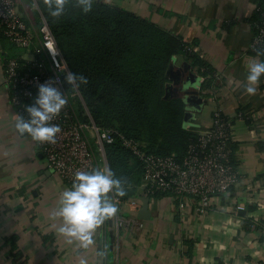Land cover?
I'll use <instances>...</instances> for the list:
<instances>
[{"label": "crops", "instance_id": "obj_1", "mask_svg": "<svg viewBox=\"0 0 264 264\" xmlns=\"http://www.w3.org/2000/svg\"><path fill=\"white\" fill-rule=\"evenodd\" d=\"M100 1L177 36L209 67V74L199 73L193 58L172 55L165 90L184 100L183 123L191 122L193 132L207 128L217 108L233 119L231 157L240 179L228 193L214 195L202 210L191 196L143 197L136 213L118 209L97 226L88 247L70 243L56 230L59 220L50 216L67 187L53 174L34 139L14 128L17 113L3 75V51L14 47L0 32V264H80L81 258L87 264H264V76L255 94L244 88L248 62L260 59L249 50L253 31L248 18L254 4ZM16 2L27 21L36 25L31 10L42 14L36 0ZM189 77L200 81L203 93ZM239 108L249 110L253 121L236 119ZM135 188L138 194L141 188Z\"/></svg>", "mask_w": 264, "mask_h": 264}, {"label": "trees", "instance_id": "obj_2", "mask_svg": "<svg viewBox=\"0 0 264 264\" xmlns=\"http://www.w3.org/2000/svg\"><path fill=\"white\" fill-rule=\"evenodd\" d=\"M250 1L254 10L248 20L256 33L264 27V0ZM36 2L69 71L87 77V83L76 88L91 119L137 141L146 152L182 157L196 132L183 123L184 100L166 93L167 68L172 55L184 53L193 58L199 73L211 72L188 50V43L148 19L100 0H93L87 13L77 0H68L59 17L50 15L46 0ZM11 50L10 55L17 53ZM259 58L264 60V55ZM203 66L208 70L201 71ZM104 149L108 167L124 181L125 194L119 197L138 195L135 187L142 174L138 158L118 136Z\"/></svg>", "mask_w": 264, "mask_h": 264}, {"label": "built area", "instance_id": "obj_3", "mask_svg": "<svg viewBox=\"0 0 264 264\" xmlns=\"http://www.w3.org/2000/svg\"><path fill=\"white\" fill-rule=\"evenodd\" d=\"M35 26L21 14L16 0H0V32L18 49L12 55L9 50L3 51V75L9 86V101L16 113L27 117L26 106L35 102L40 84L52 83L67 97V104L50 121L60 129L55 142L34 140L53 174L67 188L77 170L90 171L107 166L104 146L112 143L116 136L138 158L142 170L138 195L123 199L110 194L119 210L134 214L140 209L143 197L156 193L172 194L184 200L187 196L194 197L198 209L202 210L211 205L214 195L228 193L238 183L241 173L232 162L230 148L231 117L214 109L209 125L188 142L182 157L175 153L146 152L137 141L114 128L100 127L91 119L79 91L65 80L69 72L67 63L42 14ZM261 48L264 50V27H258L252 34L249 45L250 51ZM204 70L208 68L201 67V71ZM193 85L203 93L199 80L194 78ZM234 116L253 121L246 109L239 108ZM191 126V122L186 125L187 128ZM116 218L121 224L122 216L119 214Z\"/></svg>", "mask_w": 264, "mask_h": 264}, {"label": "clouds", "instance_id": "obj_4", "mask_svg": "<svg viewBox=\"0 0 264 264\" xmlns=\"http://www.w3.org/2000/svg\"><path fill=\"white\" fill-rule=\"evenodd\" d=\"M68 0H46L49 13L53 17L64 14ZM77 5L85 13L92 10L93 0H77ZM52 51V50H51ZM55 53V51H52ZM264 55L258 50L257 56ZM245 92L255 94L257 85L264 76V60L253 58L247 64ZM65 80L75 87L87 83V77L69 71ZM68 100L52 83L40 84L35 102L26 106L27 117L16 114L15 130L28 134L36 141L55 142L59 125L50 121L60 113ZM110 193L120 196L125 194L124 181L117 177L110 167L93 168L90 171L77 170L70 187L60 195L58 206L50 213L51 218L59 220L56 230L71 243L76 241L81 247H88L93 242L97 226L117 212V204ZM80 264H87L81 258Z\"/></svg>", "mask_w": 264, "mask_h": 264}, {"label": "rangeland", "instance_id": "obj_5", "mask_svg": "<svg viewBox=\"0 0 264 264\" xmlns=\"http://www.w3.org/2000/svg\"><path fill=\"white\" fill-rule=\"evenodd\" d=\"M39 9V8H38ZM40 10V9H39ZM41 12V11H40ZM31 14H32V16H33V18H35L36 19V25H38V20H39V13H37V11H35V10H31ZM34 27H36L35 25H34ZM81 44V43H80ZM11 45V44H10ZM14 47V46H13ZM8 49H11V47H8ZM14 49H16V50H18L17 48H15L14 47ZM176 152L177 151H179V150H175ZM107 161V160H106ZM107 167H108V164H107ZM111 194V193H110ZM113 194H115V195H118V194H116V193H113ZM119 196V195H118Z\"/></svg>", "mask_w": 264, "mask_h": 264}, {"label": "water", "instance_id": "obj_6", "mask_svg": "<svg viewBox=\"0 0 264 264\" xmlns=\"http://www.w3.org/2000/svg\"><path fill=\"white\" fill-rule=\"evenodd\" d=\"M192 85H193V81H194V78L193 77H189V80H188ZM194 86V85H193ZM185 119H186V117L184 116V122H185ZM146 204H147V200L145 199L144 201H143V207H142V209H144V207L146 206ZM141 209V210H142ZM141 210L139 211V213L141 212Z\"/></svg>", "mask_w": 264, "mask_h": 264}]
</instances>
